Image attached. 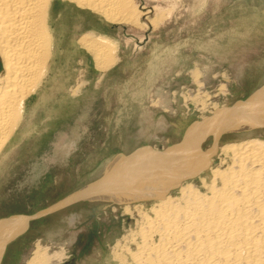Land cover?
I'll use <instances>...</instances> for the list:
<instances>
[{
    "label": "rangeland",
    "instance_id": "rangeland-1",
    "mask_svg": "<svg viewBox=\"0 0 264 264\" xmlns=\"http://www.w3.org/2000/svg\"><path fill=\"white\" fill-rule=\"evenodd\" d=\"M61 3L68 10L62 22L70 40L71 22L78 13L91 10L75 1ZM134 3L138 9L157 8L160 25L117 23L89 14L100 19L101 32H112L121 41L119 59L103 70L120 63L106 78L88 85L89 79L78 69L73 77L59 81V70L52 87L33 94L39 98L26 114L27 132L9 150L0 173V220L33 218L6 246L1 264H27L38 241L55 244L52 250L66 247L68 256L62 264H118L113 246L136 228V218L124 213V205L110 198H78L60 211L36 215L86 189L114 157L144 147L164 151L179 145L192 124L211 116L215 102L232 107L264 84V0ZM86 32L72 51L67 46V54L72 52V58L86 52L102 71L94 54L79 43ZM71 58L65 61L66 74L78 67ZM223 85L226 93L221 92ZM256 133L264 136V128ZM209 138L202 144L205 151L213 145ZM214 160L217 164L220 156Z\"/></svg>",
    "mask_w": 264,
    "mask_h": 264
},
{
    "label": "bare ground",
    "instance_id": "bare-ground-1",
    "mask_svg": "<svg viewBox=\"0 0 264 264\" xmlns=\"http://www.w3.org/2000/svg\"><path fill=\"white\" fill-rule=\"evenodd\" d=\"M65 1L111 22L152 27L162 20L157 8L138 9L134 0ZM67 14L60 0H0V173L9 150L27 132L30 98L43 82L44 90L53 84L51 67L58 42L67 38L61 19ZM105 35L90 31L79 39L103 73L118 60L113 51L118 43ZM226 91L223 85L221 92ZM212 108L211 116L192 124L179 145L118 155L97 181L36 216L57 212L78 198H110L136 218V228L113 246L118 264H264V136L256 133L264 128V84L232 107L215 102ZM209 137L213 145L205 151L202 144ZM32 218L0 220V264L6 246ZM47 244L38 241L26 263L62 264L66 247L52 250L55 244Z\"/></svg>",
    "mask_w": 264,
    "mask_h": 264
},
{
    "label": "crops",
    "instance_id": "crops-1",
    "mask_svg": "<svg viewBox=\"0 0 264 264\" xmlns=\"http://www.w3.org/2000/svg\"><path fill=\"white\" fill-rule=\"evenodd\" d=\"M60 1H62V0H60ZM86 12H88V11H86ZM59 16L60 15H58V19H59ZM65 18H66V15L61 17V19H64V22H66ZM71 24L73 25L74 29L72 30V35H71L70 40H67V38L65 36L66 39L63 40V42L59 41L58 45H57V49H56L57 55H56V57L52 63V67H51L52 70H51V75H50V76H52V80H53L52 86L55 84L54 83L55 82V76H57V73L59 70L61 71V74L59 76V78H60L59 81H63L64 77L67 75H68L67 77H73V75H75V72L79 69L80 71L85 73V76L89 79L88 85H91V84H93L92 82L95 80V78H101V77H102L101 79L106 78L105 76L107 74L111 73L114 70V68H116V66H118L120 63L119 62L114 68H112V69L110 68L107 72L103 73L102 71L98 70L95 67V64H94L92 57L87 55L86 52H82L81 55H77V56H74L72 58H71V53L69 55H67V46H70L71 48H72V46H76L77 40L83 34V32L88 31V30L90 32L91 30H93V31H97L100 33H104V32H101V30H100L103 28V24L100 21V19L98 20L96 18L95 15H87L85 13L80 15L78 13L77 17L75 18L73 23L71 22ZM104 34H106V33H104ZM108 35H110V36H108ZM108 35H105V36L110 37L112 40H114L118 43V46L114 44L115 49L118 52L119 42L121 43V41L119 39L116 40L117 38L115 36H113L112 32L108 33ZM61 45L63 46V52H61ZM71 48H70V50L72 51ZM116 54H118V53H116ZM69 58H71V63L77 62L78 67L76 70L71 69L70 73L66 74L65 68L67 67V65H69L67 63ZM65 61H67V62H65ZM71 63H70V65H71ZM98 82H100V81H98ZM44 88H45V82H43V84L41 85L40 89H38L37 92H40L41 89H44ZM37 92L35 94H37ZM38 98H39V96L35 97L32 95V97L29 100V111L32 109V107H35L36 100ZM31 101H32V103H31ZM124 155H126V154H124Z\"/></svg>",
    "mask_w": 264,
    "mask_h": 264
},
{
    "label": "water",
    "instance_id": "water-1",
    "mask_svg": "<svg viewBox=\"0 0 264 264\" xmlns=\"http://www.w3.org/2000/svg\"><path fill=\"white\" fill-rule=\"evenodd\" d=\"M42 213L45 214L44 211H43ZM40 216H41V215H40Z\"/></svg>",
    "mask_w": 264,
    "mask_h": 264
}]
</instances>
